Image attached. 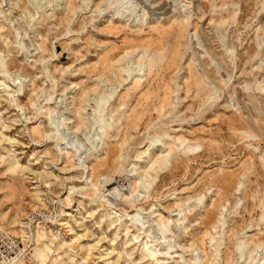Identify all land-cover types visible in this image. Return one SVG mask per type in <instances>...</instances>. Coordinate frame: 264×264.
I'll return each instance as SVG.
<instances>
[{
    "label": "rangeland",
    "instance_id": "obj_1",
    "mask_svg": "<svg viewBox=\"0 0 264 264\" xmlns=\"http://www.w3.org/2000/svg\"><path fill=\"white\" fill-rule=\"evenodd\" d=\"M0 223L14 264H264V0H0Z\"/></svg>",
    "mask_w": 264,
    "mask_h": 264
},
{
    "label": "built area",
    "instance_id": "obj_2",
    "mask_svg": "<svg viewBox=\"0 0 264 264\" xmlns=\"http://www.w3.org/2000/svg\"><path fill=\"white\" fill-rule=\"evenodd\" d=\"M20 253L16 238L0 223V263L7 264Z\"/></svg>",
    "mask_w": 264,
    "mask_h": 264
},
{
    "label": "bare ground",
    "instance_id": "obj_3",
    "mask_svg": "<svg viewBox=\"0 0 264 264\" xmlns=\"http://www.w3.org/2000/svg\"><path fill=\"white\" fill-rule=\"evenodd\" d=\"M18 261V257L17 258H15L14 260H12V262L11 263H9V264H14V263H16Z\"/></svg>",
    "mask_w": 264,
    "mask_h": 264
}]
</instances>
